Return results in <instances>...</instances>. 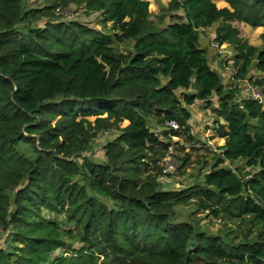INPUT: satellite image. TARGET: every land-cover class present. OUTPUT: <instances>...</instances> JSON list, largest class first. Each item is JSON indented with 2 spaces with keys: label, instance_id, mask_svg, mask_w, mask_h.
Listing matches in <instances>:
<instances>
[{
  "label": "trees",
  "instance_id": "obj_1",
  "mask_svg": "<svg viewBox=\"0 0 264 264\" xmlns=\"http://www.w3.org/2000/svg\"><path fill=\"white\" fill-rule=\"evenodd\" d=\"M223 1L168 0L151 18L149 0H0V264H264V104L226 88L200 45L213 27L264 97V0ZM233 22L261 27L260 47ZM212 98L221 156L199 185L162 190L146 173L178 135L165 122L185 129ZM110 130L102 161L85 156ZM191 203L234 226L174 221Z\"/></svg>",
  "mask_w": 264,
  "mask_h": 264
},
{
  "label": "rangeland",
  "instance_id": "obj_2",
  "mask_svg": "<svg viewBox=\"0 0 264 264\" xmlns=\"http://www.w3.org/2000/svg\"><path fill=\"white\" fill-rule=\"evenodd\" d=\"M150 4L148 6L151 18H156V15L160 12L162 6H166L168 0L153 1L149 0ZM28 6L38 7L43 4H47L49 0H26ZM214 3L218 8L227 6L223 0H214ZM62 16L67 19H75L83 22H89L88 24L96 29L103 30L102 26L97 23L95 15H85L82 9H75L70 7L67 10L61 12ZM167 18V17H165ZM168 20V18L166 19ZM232 25L239 31V35L243 41L260 47L261 40L260 34L262 28H252L244 23L233 22ZM104 31H107L106 29ZM213 33V27L206 29L200 36V45L207 50L208 61L210 66L217 71L220 75L221 80L226 88L228 86V75L227 72L232 70V67L238 69L235 65V61L232 60L230 63L224 60L223 55L216 51L211 52V39ZM210 44V46H209ZM221 47L224 51H229L232 55L233 51L228 47V45L223 44ZM119 50L125 51V47L120 45ZM233 56V55H232ZM221 62H226L225 67H221ZM228 71H227V70ZM256 72L253 69L248 71V74L240 78L248 79L249 76H255ZM233 89V87H230ZM235 94L239 97L245 94V88L243 82L235 83ZM215 99L212 98V105L204 104L201 101H196L190 108L191 119L188 121L185 129L180 128L177 131L178 135L169 138L174 147L173 159L177 162L176 168H173L171 174H161V170L167 165L166 155L164 152L158 153L156 159L151 163L149 171L146 173L151 178L156 179L162 190H179L192 185H199L202 182L203 175L208 171L213 164L216 163L220 155V147L223 145V138L217 136L216 131L213 130V119L214 114L212 107H214ZM94 116H89L87 119L89 121L94 120ZM152 123H156L154 120ZM125 124H121L124 126ZM154 130V129H153ZM115 135V131H105L99 133L95 139L90 143V149L85 153L89 159L94 161H102L103 159V145ZM188 156L187 162L182 165V159ZM222 166L235 168H241V175L247 177L253 171V168L244 167L241 161H234L231 163L224 162ZM175 169V170H174ZM174 210V221L183 222L188 221L201 230H206L211 234H222L226 232L234 224L224 225L221 221L214 219L209 216L206 211H198L196 205L191 203L188 206H175ZM46 214L45 211H42ZM230 226V227H229ZM231 227V228H232ZM5 237L0 231V246L3 244Z\"/></svg>",
  "mask_w": 264,
  "mask_h": 264
},
{
  "label": "built area",
  "instance_id": "obj_3",
  "mask_svg": "<svg viewBox=\"0 0 264 264\" xmlns=\"http://www.w3.org/2000/svg\"><path fill=\"white\" fill-rule=\"evenodd\" d=\"M210 44L213 48H215L216 51L218 50V52L223 55L224 60L231 58L232 55L228 51L227 52L224 51V49L221 47V45H218L217 43H215L213 41V39H211ZM227 74L229 76V82L228 83L230 84V87L235 86L236 82H243L247 96L250 97V99H252L253 101H255L258 104H264V97L262 94V87L261 86H258L255 83L249 82L247 79L240 78V76L238 75V70L235 67H232V70L227 72ZM165 129L177 132V131H179L180 126L176 122V120L169 119L165 122ZM172 137L173 136H171V138ZM165 155H166V159H167L166 160L167 162H165V163H167V165L165 164V167H163V169L161 170V174L168 175V174H171L173 171V168H176V166H177V164H176L177 162L172 158L174 155V147H173L172 142H170V141L168 143Z\"/></svg>",
  "mask_w": 264,
  "mask_h": 264
},
{
  "label": "crops",
  "instance_id": "obj_4",
  "mask_svg": "<svg viewBox=\"0 0 264 264\" xmlns=\"http://www.w3.org/2000/svg\"><path fill=\"white\" fill-rule=\"evenodd\" d=\"M221 61H222V60H220V64L222 63ZM189 111H190V109H189ZM123 124H125V125H126V124H127V122H123ZM164 127H165V126H164ZM223 141H224V140H223Z\"/></svg>",
  "mask_w": 264,
  "mask_h": 264
},
{
  "label": "water",
  "instance_id": "obj_5",
  "mask_svg": "<svg viewBox=\"0 0 264 264\" xmlns=\"http://www.w3.org/2000/svg\"><path fill=\"white\" fill-rule=\"evenodd\" d=\"M49 151L55 155V153H54V151H53V150H49Z\"/></svg>",
  "mask_w": 264,
  "mask_h": 264
}]
</instances>
